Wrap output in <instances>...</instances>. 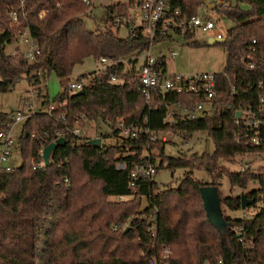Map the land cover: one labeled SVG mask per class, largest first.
<instances>
[{
	"label": "trees",
	"instance_id": "obj_1",
	"mask_svg": "<svg viewBox=\"0 0 264 264\" xmlns=\"http://www.w3.org/2000/svg\"><path fill=\"white\" fill-rule=\"evenodd\" d=\"M130 1L103 4L105 24L88 28L83 17L90 15L93 0H0V91L12 88L14 77L35 70L39 73L31 74L34 83L54 71L62 88L52 101L43 86L38 88V110L22 122L17 139L21 162L12 170H0V264H149L164 246L171 250V264H204L203 260L264 264V171L261 167L255 172L226 171L218 162L242 155L264 159V114L259 116L256 143L250 141V130L234 123V109L255 108L257 95L264 94V0H225V6L218 5L216 10L231 25L221 39L214 40L225 50L223 67L213 71L217 97L209 104V112L173 122L164 120L167 106L190 104L191 95L161 96L153 90L145 100L137 67L122 72L123 60L155 41L171 38V33L187 39L193 30L172 26L170 33L156 32L149 40L140 26L114 21L116 15H130ZM200 2L172 0L166 15L179 21L197 13ZM42 8L45 14L39 17ZM174 9L177 14L172 13ZM10 10L18 13L16 25L10 24ZM26 21L39 47L30 60L5 51V44L24 29ZM119 26L125 27L123 35L117 33ZM251 44L254 50L247 53ZM86 56L96 60L106 56L117 62L93 74L76 95L68 88L69 76ZM161 64L165 66L164 60ZM111 74L114 81L109 80ZM51 104L48 114L45 110ZM13 111L0 112L1 130L8 128ZM80 114L106 128H98L101 140L112 136L114 142L94 146L86 138L68 134L52 152L49 164L38 167L45 138L50 139L56 128L72 126ZM119 119L139 129L135 138L117 134L114 125ZM150 132L181 137L204 133L213 149L168 156L159 141L148 140ZM153 149L159 157L156 170L183 169L174 186L158 185L152 178L131 182L129 170L146 157L153 162ZM198 169L208 174V181L194 177L193 170ZM223 176L229 188L244 189L249 182L256 185L244 193L253 200L246 207L252 211L238 217L223 215L227 229L219 234L204 216L198 189L203 185L219 188ZM119 196L115 202L106 200ZM141 199L145 205L140 209ZM221 204L228 210L240 209L238 194L223 196ZM123 220L127 225L112 229ZM150 223H154L153 231Z\"/></svg>",
	"mask_w": 264,
	"mask_h": 264
},
{
	"label": "built area",
	"instance_id": "obj_2",
	"mask_svg": "<svg viewBox=\"0 0 264 264\" xmlns=\"http://www.w3.org/2000/svg\"><path fill=\"white\" fill-rule=\"evenodd\" d=\"M87 2V0H82ZM172 0H131L130 8H132V13L127 17L114 16V21L122 24L127 23L129 25L136 24L140 26L141 33L149 38V40L153 37L156 32H167L170 33L172 31L171 27L176 26L182 28L186 26L187 28L194 29L197 28L202 31L211 32V37L215 38V40H219L223 37V34L220 33L215 27L213 21L207 16L210 12L211 8L215 6H225L227 2L225 0H210L208 2L213 3L212 7H208L205 4L207 0H201L199 5H203L205 7L206 14H192L188 17L182 18L179 21H174L171 16H167V12L170 9V2ZM23 5V4H22ZM173 14H177L178 10L174 9L172 11ZM10 17V24L16 25L19 22V16L16 10H10L8 12ZM45 14V9L42 8L38 11V16L43 17ZM26 15L23 11V17ZM15 38L22 39L29 43V46L24 49H17V52L20 53L24 58L30 60L34 58L36 54L39 53V47L36 43L34 37L31 35L30 28L27 24L23 30L18 31L15 34ZM252 42L254 40L252 39ZM150 44L141 49L139 53L125 59L123 61L122 72L127 68L137 67V75L138 80L141 85V94L145 100L149 99V95L153 90H158L161 96L166 93H175V94H189L191 95L188 100L190 104L184 103H173L167 106L164 120L166 122H173L176 119H185V120H193L200 116L203 112H209L212 108L208 107L217 97V85L214 81V72L213 71H202L195 70L189 73L183 72H167L165 70V66H162V61L164 60V56L162 54L152 55L149 52ZM254 50V47L249 45L247 53H250ZM11 54H15V51L10 52ZM170 56L175 54V51L168 50ZM138 57H141V61L137 63ZM163 57V58H162ZM100 62V67L93 70L91 75L98 73L99 70L103 69L107 65L114 64L117 62V59H112L106 56H99L97 59ZM127 62V63H126ZM248 66H251V63H248ZM34 74H38L39 71H33ZM32 74V73H30ZM29 75V74H28ZM110 81L115 80V76L111 74L109 76ZM90 81V80H89ZM228 82H230L228 80ZM86 84H89L86 83ZM84 83L83 75L78 76L77 80H70L68 82V88L72 92H76L80 90ZM231 90H232V86ZM26 102L22 101V105L16 109L10 115V122L8 123V128L6 130L0 131V170L9 171L15 168V165L11 164V160L14 159L17 149V140L13 139L12 129L18 124L22 123L28 118L31 114L36 112L37 110L33 108V102L35 100V95L31 91ZM200 99H203L202 101ZM53 109V105H50L47 110L48 114L51 113ZM36 110V111H35ZM234 113L238 114L237 116L234 114V123L236 125L239 122L242 123V126L245 130H250L252 135L250 137V141L256 143L257 142V134L259 131L260 125V115L264 114V94H258L256 98L255 108L240 107L234 109ZM78 119L74 121L72 126H63L61 128H56L50 137V139L45 138V142L40 149L39 153L41 156V162L38 164V167L44 165L42 159V150L43 148L51 143L56 142L59 138H65L68 134L78 135L80 136V132L78 130V126H75V123L81 119H86L84 115L80 114L77 117ZM116 132L121 137H132L135 138L138 134L139 129L133 125H126L120 119L114 125ZM157 139H161L164 141L162 136H157V133L150 132L148 133V140L151 142L157 141ZM20 155V154H19ZM50 159V158H49ZM145 160H141L138 164H134L129 170V178L131 182L136 180L144 181L152 178L154 170V164L148 161L147 164L144 162ZM261 171H264V159L261 158ZM21 157H19V162L16 165L20 164ZM247 170V166L241 165L239 167L240 172ZM67 182V179H64ZM132 184V183H131ZM122 197H116V199H121ZM150 220H153V217L150 216ZM127 225V220H123L119 225H112V229L123 228ZM154 223H150V230L153 231ZM241 240V239H239ZM170 254L171 250L168 246H164L161 248L158 256H152L150 258L149 264H171L170 262ZM204 264H207L205 260H203ZM217 263L220 264V260H217Z\"/></svg>",
	"mask_w": 264,
	"mask_h": 264
},
{
	"label": "rangeland",
	"instance_id": "obj_3",
	"mask_svg": "<svg viewBox=\"0 0 264 264\" xmlns=\"http://www.w3.org/2000/svg\"><path fill=\"white\" fill-rule=\"evenodd\" d=\"M111 1L114 0H93L94 7L92 8L90 15L83 17L86 27L93 28L95 24H98L100 26H103L105 24L103 19V4ZM216 8L217 7L211 8L207 16L213 21L214 27L218 31H220V33L224 34L226 27L231 25V21L227 19L223 14L218 12ZM129 12L130 14L132 13V8L129 9ZM197 13L206 14L205 7L201 4L198 5ZM117 33L119 35H123L125 33V27L119 26ZM211 35V32L202 31L197 28L193 29L191 36L187 39L183 38L181 34L171 33V38L153 42L149 47V52L152 55L162 54L164 56L165 70L167 72L189 73L195 70L220 71L225 61V50L224 47L216 41L210 43L207 42V37ZM14 37L10 42H7L5 44V51L7 53L15 51V53L19 54L17 52V49L19 48L21 50H24L29 46V43L19 38L14 39ZM190 39L195 40L197 44H190L188 42ZM168 50L175 51V54L170 56ZM134 55L136 54H133L130 57H133ZM140 61L141 57H138L137 63H139ZM100 65V62H98L96 59L92 58L91 56H86L80 62L76 63L73 66L69 79L71 81L77 80L78 76L83 75L84 83L86 84L91 79L92 75L90 73L100 67ZM40 86H43V93L48 94L50 101H52L62 90L58 76L54 71L47 72L45 79L39 83H34L32 81L31 74L28 75L26 73H23L18 77H14V85H12V88H9L6 91H0V112L7 114H9L13 110V112H15L16 109L22 105V101H27L29 95H31V91L33 92V95H35L33 108L38 110L37 108L40 105V99L37 98V90ZM21 125L22 123H18L13 127L12 135L15 141L18 139V136L20 134ZM76 125L78 126V130L82 138H99L100 142L103 145L111 144L112 142H114V138L112 136L102 138V140L101 137L97 136L99 127L103 131H105L106 128L96 121L94 122L87 119H81L75 123V126ZM157 136H162L164 138V141H162L161 139H157V141H159V143L163 145V154L168 156H176L178 153L184 151L197 153L206 151L210 153L213 149V144L210 138L207 137L204 133L200 132H196L189 137H181L170 132H159L157 133ZM151 152L154 157L158 153L154 149ZM158 160L159 157L156 156L154 158V161L152 162L154 164V167L157 166ZM148 161L150 162V159L146 157L144 161L145 164H147ZM17 162H19V157L15 156L10 163L16 165ZM218 162L225 168L226 171H238L241 165H245L247 166L248 171L252 170L255 172L258 171L262 164L261 155H242L236 156L235 158H233V160L226 161L221 159ZM164 165L165 161L162 162L161 166ZM182 173L183 169L178 168L173 170H170L168 168H160L157 170L155 169L152 180L158 185L170 184L174 186L177 179L182 175ZM193 175L195 178L201 179L204 182L209 180L208 174L203 169L193 170ZM94 185H96V183H94ZM255 185L256 182H249L244 189H240L237 187L229 188L228 180L223 176L220 180V186L218 188L220 198L222 199V197L227 194L235 195L241 192L245 193L251 188H254ZM106 200L115 202L119 199H116L115 197H107ZM144 205L145 201L144 199H141L139 208L141 209ZM220 208L222 215L227 214L231 217H238L243 214L248 215L252 211V208H246L245 210H228L222 204H220Z\"/></svg>",
	"mask_w": 264,
	"mask_h": 264
},
{
	"label": "water",
	"instance_id": "obj_4",
	"mask_svg": "<svg viewBox=\"0 0 264 264\" xmlns=\"http://www.w3.org/2000/svg\"><path fill=\"white\" fill-rule=\"evenodd\" d=\"M205 4L208 7H212L211 2L205 1ZM215 38L208 36L207 42H213ZM7 82H10V80H6ZM82 93V89L75 92L76 95ZM238 115L237 113L235 114ZM64 142V138H59L56 140V142H51L47 144L43 150H42V159L44 162V165L49 164V158L54 151V149L62 144ZM86 143L94 146H99L100 139L99 138H88L86 139ZM199 197L201 199L202 208L204 211V216L207 220V222L217 231L219 234H222L227 229V223L223 218L220 204H221V198L219 194V189L215 185H203L200 186L199 189ZM239 208L244 209L247 206L251 205L253 203L252 199L246 198L244 193H239ZM127 228H125L123 231H126Z\"/></svg>",
	"mask_w": 264,
	"mask_h": 264
},
{
	"label": "crops",
	"instance_id": "obj_5",
	"mask_svg": "<svg viewBox=\"0 0 264 264\" xmlns=\"http://www.w3.org/2000/svg\"><path fill=\"white\" fill-rule=\"evenodd\" d=\"M20 130H21V127H20ZM12 131H13V129H12ZM17 152H16V155L15 156L20 157L19 152L18 153Z\"/></svg>",
	"mask_w": 264,
	"mask_h": 264
}]
</instances>
